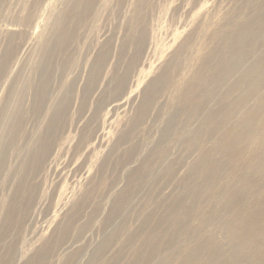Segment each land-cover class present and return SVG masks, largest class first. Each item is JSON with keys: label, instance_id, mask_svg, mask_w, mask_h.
<instances>
[{"label": "rangeland", "instance_id": "obj_1", "mask_svg": "<svg viewBox=\"0 0 264 264\" xmlns=\"http://www.w3.org/2000/svg\"><path fill=\"white\" fill-rule=\"evenodd\" d=\"M64 1L0 0V264H264V218L251 216L264 210V146H254L264 145V0H108L55 53ZM247 18L259 31L217 80L212 37ZM212 51L209 97L201 87L182 105L172 84ZM235 102L214 133L201 131ZM246 113L260 127L240 135L235 158L229 130ZM23 178L15 224L7 214Z\"/></svg>", "mask_w": 264, "mask_h": 264}, {"label": "bare ground", "instance_id": "obj_2", "mask_svg": "<svg viewBox=\"0 0 264 264\" xmlns=\"http://www.w3.org/2000/svg\"><path fill=\"white\" fill-rule=\"evenodd\" d=\"M32 1H33L32 2L33 6L45 7L46 3H52L53 0H32ZM106 3H108V0H65L62 10L58 13V15H57V17H56V19L52 25L53 30L55 31V34H57L56 45H54V47L52 49L53 52L60 53V52L65 50V47H67V45L73 43L76 40L77 35L81 32V30L85 29L86 26H88V23L92 19V17L95 16L96 9H97L96 7L99 6V4L106 5ZM247 5L248 6L250 5V1H247ZM141 19H142V17L136 11V8H133V13L131 16V21H130L131 24L129 26V30L132 32V34H134L135 25H138L139 22L141 21ZM259 21L260 20L252 22V21H249L247 18L246 25H242L241 23H238V22L235 23V25L233 26V29L235 28L234 32L232 31L230 34L226 35L222 31H219V32H217V34L214 35V37H212L213 41H215V42L219 41L220 42L219 47L217 49H213V51L218 50L217 52L218 53L220 52L219 58L216 59V67L221 72L220 76L217 80L221 81L222 80L221 77L223 76V74H225L226 71H229L234 66V64L237 63L238 60L242 57L243 43H245L247 40L252 41L254 39V36L252 35L251 31H257V33H258L259 30H257V27H258L257 22H259ZM104 50H107V48ZM43 51H42L43 53L47 52L46 49ZM213 51L211 52L209 57L202 62V64H200L197 68L194 69L193 73L191 74V77L188 80L184 79L185 78L184 75H182V74L180 75L179 81L182 83L181 86H179L177 84L178 81L174 82L172 84L171 93H172L174 99H177L182 105H188L191 102V100L194 99L195 92L201 87H204L205 95L207 98L209 97V95H210V92H209L210 85L209 84L212 83V81L210 79L205 80V77L211 71V68L209 66V62L211 59L214 58ZM8 52H11V51L9 50ZM104 53L106 54V52H104ZM104 53H102V55L100 56V61L103 60V57L105 56ZM104 61H105V58H104ZM263 62H264V55L261 57V60L257 66V69L264 68ZM95 66H96V64H95ZM93 69H95V67H93ZM99 69H102V68H99ZM167 71L170 72V74H168V77H171L172 69L168 68ZM101 72H100V74H101ZM98 74H99V72H98ZM95 75H96V73H95ZM193 77L196 78L195 79L196 81L192 80ZM198 77L201 80H199ZM118 80H119V82H121V79H118ZM263 81H264V73L261 76V83ZM91 84H92V80H91ZM40 91L43 93L44 90L40 89L39 91H37L38 92V95H36L37 99L39 97ZM234 92H241V90L238 88V85H236L231 90H229L225 97L227 99H229L230 95ZM239 100H244V99H239ZM261 102L264 105L263 98L261 99ZM231 105L228 107L222 108L216 116L212 112L209 113V115L207 117V121L202 126L201 131L205 129V133L208 135L214 133L215 129L218 126H222L225 123V115H224L225 112H223V109H228V110L234 109L237 107L238 103L235 102L234 105H232V106ZM38 106L35 105L34 109ZM190 109H191L190 111L196 112V110L198 109V105H192ZM141 113H143V112L141 111ZM262 116L264 117V113ZM251 118H252V114L246 113V116L242 117V121L240 122V120H239L240 126H238V127L236 126L235 128H231L229 130V131H233V136L231 139V140H234V141H231L233 144L235 142L237 143L236 140L242 139L240 135H246L249 137L257 136V134L256 135L253 134V130H256L260 127V125H259L260 119L258 120L257 124L255 125L254 121L251 120ZM19 126H20L19 128L16 127V129H15L13 127V129H12L13 131L15 129V131L13 132V135H14L13 137L15 138L14 142L17 139H20V137H21L20 141H22L23 137H24L22 127H21V125H19ZM238 131H239V133H238ZM201 133L204 134L203 132H201ZM228 133L232 134V132H228ZM43 139L44 138L40 139L38 142L40 143L41 146L43 145V143L45 144L44 146H46V142H44L45 140H43ZM254 140H255V145H254L255 147L261 148L264 146L263 142H261V139L259 137H255ZM16 142H19V141H16ZM12 143H13V141H12ZM236 143L232 146V147H234L233 153H235V155H234L235 158L240 157V152H241L240 148L238 150L235 149ZM219 145L222 148H223V146L227 147L228 142H226L223 139L220 141ZM44 149H46V147ZM28 152L29 153L26 155L27 160L23 161V163H22L23 167L27 166L31 162V160L33 159L34 150H33L32 146L29 148ZM247 163L248 164L250 163V159ZM258 168H259V166L254 167L250 164V166H248L246 168V172L250 171L249 174L258 173L259 172V171H257ZM260 168H264V164H262L260 166ZM213 170H216L215 166H214ZM25 183H26V178H23L19 187L16 189L15 192H13V194L10 198V204H11L10 206H12V208L8 212L7 216L9 217V220H12V222L15 224H16V215L19 212L20 205L22 202L21 201L22 200V193H19V192H20L23 184H25ZM240 216L241 215H239L238 220L241 221L242 217H240ZM251 216H252V221H255L256 223H258L259 220L264 218V210H262L261 213H258L257 216L255 214H252ZM244 229H245V231H243V232L241 231V233L243 234V237H245V239H246V236H248L247 233L251 232V230L247 226H244ZM238 235L241 236L240 233H238ZM205 248H202V249L204 250ZM177 254H180V252L177 251ZM184 263L188 264L190 262H189V260H185Z\"/></svg>", "mask_w": 264, "mask_h": 264}]
</instances>
